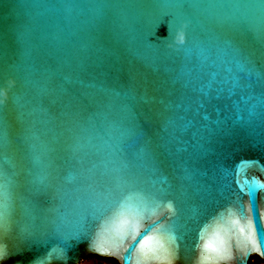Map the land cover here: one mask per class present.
Wrapping results in <instances>:
<instances>
[{
	"label": "water",
	"instance_id": "water-1",
	"mask_svg": "<svg viewBox=\"0 0 264 264\" xmlns=\"http://www.w3.org/2000/svg\"><path fill=\"white\" fill-rule=\"evenodd\" d=\"M153 9L158 15L152 31L161 23L170 28L166 0H0V174L13 180L7 209L11 231L0 233V245L7 243L10 255L2 264H34L46 256L60 243L61 218L72 230L81 195L76 185L98 160L89 156L69 165L50 154L36 165L33 155L56 146L53 140L72 123V114L87 119L111 105L115 115L124 95L150 141L151 156L137 159L143 143L125 144L123 160L133 166L139 189L162 196L172 211L162 208L146 217L133 240L117 230L118 204L82 210L79 230L64 244L65 259L46 264H80L89 257L162 264L161 257L141 250V241L156 227L152 220L174 225L178 255L173 264H249L253 256L264 264V187L249 191L264 185V27L252 19L237 29L231 21L218 22L221 10L197 12L202 24L194 35L204 33L202 39L232 49L234 59L253 75L243 74L230 91L214 93L211 103L192 110L178 77L197 58L186 51L159 58L165 39L148 41L150 52L134 43ZM102 64L111 68L107 75ZM215 73L205 69V81ZM173 124L175 139L168 143ZM209 135L212 143L204 151L200 145ZM37 176L43 178L40 195L33 184ZM249 213L254 241L241 231ZM29 226L46 239L28 240L22 230Z\"/></svg>",
	"mask_w": 264,
	"mask_h": 264
},
{
	"label": "snow or ice",
	"instance_id": "snow-or-ice-1",
	"mask_svg": "<svg viewBox=\"0 0 264 264\" xmlns=\"http://www.w3.org/2000/svg\"><path fill=\"white\" fill-rule=\"evenodd\" d=\"M217 10H221L222 13L218 18L220 23L231 21L233 27L241 29L248 21L258 19L264 27V0H220V2H215V0H166L167 16L172 17L170 28L161 23L155 32L152 31L155 25L153 21L158 15V10L153 9L141 36L134 37L137 48L148 52L151 51L147 48L148 41L155 38L165 39L167 48L165 52L159 54L161 59L173 51H186L189 56L197 58L198 63L190 71L181 73L178 77L183 81L185 99L192 110L199 109L204 103H211L214 100V93L218 96L225 91H230L231 86L239 83L243 74L247 73L248 79H251L253 75L246 63H240L234 59L232 49L226 45L221 46L215 40L202 39L204 33L194 35L202 24L197 12L211 15ZM100 68L105 75L111 71V68L104 64L100 65ZM207 68L216 69V73L212 80L205 81L204 72ZM221 72L224 75H220ZM261 86L264 87V81H261ZM103 91L108 96L112 95L108 89ZM127 100V95H124L115 115L111 105L87 119H81L76 114H72V123L63 126L62 131L54 138L53 144L56 146L50 149L44 148L39 154L33 155V162L36 165L42 164L50 154L58 157L63 164L69 165L81 164L83 159L89 156L98 158L97 162L87 169L86 174L81 173L82 182L76 185L81 195L77 197L74 204V214L77 219L72 222V230L67 228L66 219L61 218L56 228L57 239L60 243L47 252L46 256L35 260L34 264H46V261L52 258L65 259L64 244L66 239L74 234V231L79 230L78 217L82 210L105 209L118 204L120 211L117 230L125 236H131L133 240L140 235L139 229L146 217L156 216L162 208L169 212L172 211L171 205L165 204L162 196L139 189L138 177L133 166L123 160L121 150L125 144L134 146L143 143V148L137 152V159L143 160L151 156L150 141L145 139L143 131L136 124L131 110L125 103ZM167 131L168 143H171L175 139V125L173 124ZM205 131H207V126ZM60 136H66V142L61 143ZM211 143V135H209L200 148L207 151ZM28 147L34 149L35 145L29 144ZM12 183L11 176L0 174V233L4 234L11 231L7 222V209ZM42 183V177L34 178L36 195L41 194L40 185ZM244 183L247 184V180ZM253 187H264V185L249 186L250 192ZM260 219H264V214ZM251 221L252 217L249 213L247 222L241 231L253 233ZM151 223L156 227L152 229V235L144 237L141 241L143 246L141 250L161 257L162 264H173L178 255L177 237L173 235L174 225L171 227L158 225L156 220H152ZM22 233L28 240L36 243L47 237L30 226L24 228ZM249 239L254 241L255 235L251 234ZM206 247L218 255L223 252V249L212 244ZM9 255L10 250L7 243L0 245V264Z\"/></svg>",
	"mask_w": 264,
	"mask_h": 264
},
{
	"label": "flooded vegetation",
	"instance_id": "flooded-vegetation-1",
	"mask_svg": "<svg viewBox=\"0 0 264 264\" xmlns=\"http://www.w3.org/2000/svg\"><path fill=\"white\" fill-rule=\"evenodd\" d=\"M89 259H94L95 262L93 264H117L112 259H103V258H97V257H89V258L84 259L83 261L89 260Z\"/></svg>",
	"mask_w": 264,
	"mask_h": 264
},
{
	"label": "trees",
	"instance_id": "trees-1",
	"mask_svg": "<svg viewBox=\"0 0 264 264\" xmlns=\"http://www.w3.org/2000/svg\"><path fill=\"white\" fill-rule=\"evenodd\" d=\"M249 264H262V263L256 256H253L251 257Z\"/></svg>",
	"mask_w": 264,
	"mask_h": 264
},
{
	"label": "rangeland",
	"instance_id": "rangeland-1",
	"mask_svg": "<svg viewBox=\"0 0 264 264\" xmlns=\"http://www.w3.org/2000/svg\"><path fill=\"white\" fill-rule=\"evenodd\" d=\"M94 262H95L94 259H89L81 262L80 264H93Z\"/></svg>",
	"mask_w": 264,
	"mask_h": 264
}]
</instances>
